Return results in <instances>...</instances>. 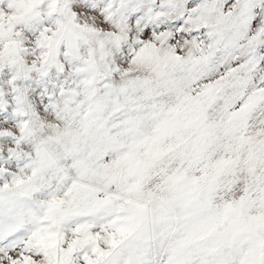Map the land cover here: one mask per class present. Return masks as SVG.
<instances>
[{
  "label": "snow or ice",
  "instance_id": "snow-or-ice-1",
  "mask_svg": "<svg viewBox=\"0 0 264 264\" xmlns=\"http://www.w3.org/2000/svg\"><path fill=\"white\" fill-rule=\"evenodd\" d=\"M0 264H264V0H0Z\"/></svg>",
  "mask_w": 264,
  "mask_h": 264
}]
</instances>
